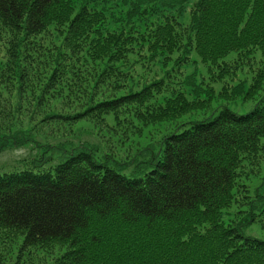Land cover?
I'll return each mask as SVG.
<instances>
[{"label": "trees", "instance_id": "obj_1", "mask_svg": "<svg viewBox=\"0 0 264 264\" xmlns=\"http://www.w3.org/2000/svg\"><path fill=\"white\" fill-rule=\"evenodd\" d=\"M257 52L264 0H0V151L42 149L0 171V231L23 235L13 264L56 245L49 264H264V239L247 234L264 230V170L245 169H264V70L225 78ZM194 54L200 81L181 72ZM180 117L144 167L102 145L139 146ZM52 122L57 137L38 134ZM65 135L70 150L50 153Z\"/></svg>", "mask_w": 264, "mask_h": 264}, {"label": "rangeland", "instance_id": "obj_2", "mask_svg": "<svg viewBox=\"0 0 264 264\" xmlns=\"http://www.w3.org/2000/svg\"><path fill=\"white\" fill-rule=\"evenodd\" d=\"M170 1V0H167ZM55 27H51L49 28V32H53L55 39H59L60 36H56L55 35ZM56 36V37H55ZM237 56L235 55H229L227 58V63H229L230 65H235L236 63H239L240 59L236 60ZM192 58L195 59V54L193 56H190L188 59L187 64H185V67L181 68V72H183V74L188 73V72H192L194 70L198 71L199 75H197L196 77V81H200V77L201 75H203L204 77L207 78L209 72L208 70L204 67V65H202L198 60L197 63H192L191 60ZM242 65V66H241ZM232 70H234L236 73L233 76H227L225 77L226 80L228 81L227 86L230 87L231 85H235L238 82L249 85L252 81V78L256 77L257 73H259L260 71L264 70V55L261 52H257L255 53L254 57H250V58H246V62L242 63V64H237L234 67H231ZM142 69L137 67V72L142 73L141 71ZM177 76L173 77V81L176 79L177 80ZM209 82H206V87H214L216 92L215 94H218L221 90V84L219 82H211L210 79L208 78ZM228 94H230L229 91H227ZM258 93V92H257ZM166 96V95H165ZM249 96L245 97H239L238 99L235 100V104L229 103V105L233 106V107H241L243 105H249L254 98H248ZM225 98H220L218 100V103H223ZM235 99V98H233ZM227 101V100H226ZM42 113H38V115L40 116ZM190 115L184 116V117H189ZM130 120H132V118H129ZM183 119V117L180 118H176V120H172V121H163L161 124L157 125V126H148L142 133L141 135H139V137H137L136 142H139V146L134 147L129 146H119L117 148H115L113 151H111L110 147H107L106 144L107 143H103V147L105 149L106 152L108 153H112L114 159H119L121 162H128L132 165H136L137 167H144V164H139V162L144 163V161L149 157V151L154 149L156 150V141L158 139H161L162 136L169 131L171 128H173L175 126V124H178L181 120ZM133 121V120H132ZM50 125H46L44 126L40 131H39V135H41L42 137H47V138H53V137H57L58 136V123L52 122L49 123ZM110 124L111 121H110ZM76 129L78 130L79 133L83 134L85 137H87V139H91L92 141L97 143V140L88 137V134H86L85 132V128L84 127H88L87 125H83V123L81 122H77L76 123ZM30 127V123L27 120H23V129L27 130ZM75 127V126H73ZM71 128L69 126H67V131L68 133L71 131ZM17 131L16 128L12 129L11 132L13 134H15V132ZM35 132V131H33ZM64 133V132H63ZM65 138H68L67 140H65L64 138H62L60 140L61 145H58V148H52L50 149V153L54 154V155H60L62 151H69L70 148L74 145V143L72 142V139H70L69 135H65L63 136ZM135 138L134 136L132 137V139ZM26 138H21L19 139L20 142H22L23 144H18L16 142H13V146H8L6 148H4L3 150L0 151V171H8V170H14L13 168L20 166L23 162V158L25 156H30L32 153L35 155H38V152H41L42 149L37 150L32 148V144H29L28 142L25 141ZM39 141L40 138H38ZM129 138L127 139L126 143H128ZM126 145V144H125ZM131 148V149H129ZM138 156V157H136ZM136 157V161L132 163V160ZM262 163V162H261ZM141 167V168H142ZM140 168V169H141ZM246 171H254L255 173L258 171V169L264 170L262 168V166H258L253 168L252 170L251 168H249V166H247ZM255 182L257 183L258 180H255ZM254 184V182H253ZM258 185V184H256ZM255 185V186H256ZM254 186V185H253ZM252 231L247 232L251 233L252 235H255L258 238L264 239V230L258 229V228H252ZM0 235L1 238H3L4 240L0 239V258L8 256L9 260L12 261L10 264H13L15 262V257L17 255V252L19 251V246L21 245L22 241H23V235L20 234L19 232H12L9 234L8 231H6V233H3L2 231H0ZM9 249V252L4 255L3 251ZM51 251H43L41 249H36V256L38 258V256L41 258L39 263H32V264H49L55 257V255H57L58 253L61 252V250H59V246H54L52 248H50ZM5 252V251H4ZM35 253V252H34ZM33 253V254H34ZM36 258V259H37ZM30 263V262H29ZM2 264V262H1Z\"/></svg>", "mask_w": 264, "mask_h": 264}]
</instances>
